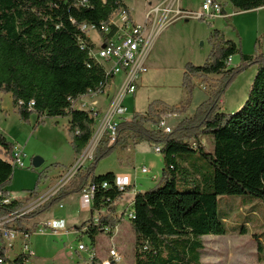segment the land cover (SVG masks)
Wrapping results in <instances>:
<instances>
[{
	"label": "trees",
	"instance_id": "obj_1",
	"mask_svg": "<svg viewBox=\"0 0 264 264\" xmlns=\"http://www.w3.org/2000/svg\"><path fill=\"white\" fill-rule=\"evenodd\" d=\"M230 2L241 11L264 6V0ZM124 6L123 0H87L84 4L79 0H0V91L12 94L25 123H30L32 114L38 115L37 124L44 123L45 118L70 116L68 132L77 155L89 145L96 120L91 111L75 108L73 101L97 91L106 81L104 66L89 55L95 44L81 25L94 24L105 36L101 25ZM210 41L212 55L202 65L187 66L185 85L189 86L193 75H222V79L216 81L211 97L193 115L183 117L172 131H163L159 128L162 113L183 114L186 107L157 100L149 104L146 113H134L121 121L113 142L105 131L90 165L81 167L56 194L22 216L16 228L30 230L24 223L71 194L80 193L92 180L97 185L92 211L99 213L98 221L92 217L83 226L95 241L106 226L114 228L121 221L124 214H118L117 203L129 187L119 188L114 172L95 174L96 163L117 146L148 141L162 146L165 167L162 184L138 192L134 198L135 217L131 223L136 235L135 264H200L204 248L201 237L227 233L218 214L220 196L252 195L264 201V52L244 54L220 30L212 33ZM237 53L242 62L237 66L227 64V58ZM254 65L257 73L244 105L235 112H224L220 102L229 84ZM204 133L213 135L214 145L209 151L200 139ZM14 149L15 144L0 131V189L12 183ZM189 151L199 152L211 163V178H206L198 167L178 162L179 155ZM177 172L185 184L198 181L196 188L178 190ZM103 182L108 186L104 187ZM27 192L31 199L37 187ZM23 204L17 200L0 202V217ZM241 232L246 233V228ZM26 257L18 255L13 264H23ZM99 262L95 256L85 264Z\"/></svg>",
	"mask_w": 264,
	"mask_h": 264
},
{
	"label": "rangeland",
	"instance_id": "obj_2",
	"mask_svg": "<svg viewBox=\"0 0 264 264\" xmlns=\"http://www.w3.org/2000/svg\"><path fill=\"white\" fill-rule=\"evenodd\" d=\"M147 1L150 0H129L133 16L137 20L144 19V11L147 9L145 3ZM152 1L159 2L161 0ZM220 1L226 7L228 14L226 17H216L209 20L175 18L172 24H169L158 35L146 59L147 71L143 72L137 80L136 95L135 97L134 95H127L123 101L124 106H129L136 113L143 114L147 112L150 103L160 100L169 106L186 107V112L182 115L172 112L162 113L161 118L166 119L168 122L174 119L172 118L173 114H179V118L178 116L176 118L179 120L185 116L193 115L197 108L211 97L213 90L216 88V81L222 79V75H213L206 79L201 75H193L189 86L185 85L187 66L189 64L202 65L212 55L213 45L210 41L212 33L216 30L225 33L226 26H232L233 29L235 28L238 38H254L256 43L259 37L258 33L261 32L260 37L264 39V10L262 12L257 10L252 12L254 14L250 13L249 16L247 14L240 15L239 19L253 17L249 22L242 23L243 30L240 29V32L233 24V17L229 13L233 9L230 0ZM178 3L180 8L188 11H200L202 9V0H178ZM237 32H239V35ZM89 35L97 43H100L101 37L102 39L105 38L97 30H89ZM235 42L241 48L242 41L237 40ZM232 57L235 61L241 60L239 53ZM242 73L229 84L221 97V99L224 98L223 103L221 104L222 100L220 102L224 112H235L244 105L248 97L249 87L245 92L244 90H237L238 86L234 89V84L239 78L242 79V82L248 81L251 84L255 78L252 74L247 77V74L242 76ZM15 108L9 114L0 111V128L5 132V136H11L15 140L14 143L25 146L27 156L24 157V162L27 167H16L14 169L9 189L12 192H18L24 191V188L28 191L37 187V194L29 201L32 202L39 199L55 182V189H57L67 181L66 177L64 179L66 181H56L57 176H62L77 163L81 164L82 162L81 167L85 168L92 161L91 156L85 162L83 161L84 151L80 155L76 154L65 124L66 119L58 121L54 119L55 117L45 118L44 123L37 124L38 119L36 120V116H34L32 123L22 125L21 121H24L19 116L18 108L16 106ZM105 115L106 113L103 112L101 116ZM169 125L172 129L176 126L174 123H169ZM97 129L98 125L94 127L93 137L96 135ZM200 139L206 151L213 148L214 139L212 134L204 133L200 136ZM9 141L12 142L11 139ZM128 146H117L108 156L101 158L96 163L94 173L98 175L110 171L117 164V151H126ZM152 146L155 147V145ZM162 154L145 158L140 157L136 161L137 171H139L140 176L142 174L145 176L143 180L145 184L151 183V181L153 183L154 176H159L158 183L153 184L147 191L162 184V169L165 167L164 159L161 158ZM36 156L44 159L39 168L33 166V158ZM178 162L180 164L187 162L189 165L198 167L206 178L212 176L213 167L211 163L199 152L182 153L178 157ZM144 166L149 168V172H142L141 169ZM177 175L178 190L185 191L187 188H196L198 181L197 184L192 182L185 184L181 180V174L177 172ZM47 193L50 197L53 195V190ZM47 193L46 195H48ZM46 195L44 199L48 198ZM41 200L38 205L43 203ZM62 202H64V208H59V205L55 204L42 215V218L48 219L67 215L71 204H69L67 198ZM132 210L133 206L125 203L122 204L121 211L118 212V214H124V216H121V221L117 222L118 226L115 231L119 230L120 233H124L125 239L117 248L113 245L115 242L112 239L113 234L107 232H100L96 235V240L93 241L85 230L83 233L78 232L80 235L76 233L57 235L50 234V232H47L48 230L41 232L40 228L36 227L32 230L31 246L35 252L32 258L38 259L39 264H68L67 262L73 263L72 261L75 262L77 258H80L81 263H90L88 252H76L79 242L83 241L89 249L94 248L99 257L107 256L103 261L100 259L99 264H110L111 251L114 250L121 257L120 262L117 264H135L136 235L128 215L129 211ZM94 214L98 215L99 213L95 211ZM218 214L224 221L227 233L223 235L210 234L203 237L206 247L202 256L203 263L264 264V201L252 195H222L218 200ZM90 218H92L90 211L75 213L71 223L82 228L81 225H84V222ZM243 227L246 228L244 234L241 232ZM70 252L74 255L68 256Z\"/></svg>",
	"mask_w": 264,
	"mask_h": 264
},
{
	"label": "built area",
	"instance_id": "obj_3",
	"mask_svg": "<svg viewBox=\"0 0 264 264\" xmlns=\"http://www.w3.org/2000/svg\"><path fill=\"white\" fill-rule=\"evenodd\" d=\"M79 1L83 4L87 3V0ZM123 1L125 2L127 0ZM161 10L168 14L175 13L181 18H196L201 20H209L227 15L226 12H224L223 4L217 0H202V9L200 11H187L182 10L181 8H173V6L171 7L170 0L169 5H166ZM158 11L159 7L152 9L148 12L147 17H149L152 13H157ZM81 28L85 32H88L89 30L100 31L94 24L89 23H83ZM101 30L104 32L105 36H107V39L104 41L106 46H95L94 48H90L89 55L104 66L106 71V81L97 91H90L88 93L102 92L110 81L111 76L124 72L126 77L121 87L120 94L114 99L108 112H106V115L102 119H99L100 115L98 111L86 109L84 108L85 106H76L75 102L79 99V97L73 101V106L78 109L91 111L95 117L96 123L100 122V124H98L99 128L97 135H100L101 138L103 133L108 131L110 133L111 141L113 142L117 138L118 124L125 119L132 118L134 115L126 116V111L122 104V98L124 95L133 94L137 90V80L143 72L147 71L146 59L157 32L155 29L152 33V37H147L144 32L145 27L135 24L131 20V11L127 7H123L114 12L110 21L101 25ZM84 46L85 45L82 44V48ZM227 64H232V56L227 58ZM20 103H22V101H20ZM30 105L33 106L34 101H31ZM159 128L166 132L172 131V127L167 124L166 119L161 120ZM154 150L156 152H162V146H155ZM25 156L26 154L24 151L20 147L15 146L14 159L11 161L14 169L16 167H25ZM81 165L82 162L81 164L77 163L68 171L66 176L73 171L74 173L66 181V183L62 184L57 189H55V186L51 189V191L53 190V195L56 194L62 186L69 183L70 179L73 178L76 172L81 168ZM143 171H147V168L144 167ZM66 176H64L61 180H64ZM103 186L107 187L108 182H103ZM125 186L127 185H118L121 189ZM6 189H0V202L9 203L17 200L24 202V204L19 209L0 217V264H13L15 258L20 254L27 255L23 264H31V258L34 255V250L31 247L33 231L27 225L28 222L24 223V225L30 228V230H20L16 227L19 219L25 214L33 211L42 198L41 202L44 203L46 199L48 200L52 195L49 197L48 194L46 195L48 196L46 199L42 196L39 199L29 202L32 198L29 199L30 195L27 191L12 192L8 189V192L5 194ZM96 190L97 185L94 184L92 180H89L88 183L83 186L80 193L88 195L93 200ZM128 215L130 219L134 218V210L129 211ZM94 220L98 221V216L94 218ZM45 226V228H48L53 234L62 235L64 233L68 234L69 232L68 227L63 223V219L54 218L46 222ZM115 230L116 226L114 228L106 226L103 229L104 232L109 234L113 233ZM81 251L89 253V260H92L96 256L94 248L89 249V247L84 243L78 244V250H76V252ZM70 254L72 256L74 255L72 252ZM111 260H113V263L120 262L121 257L116 250L111 251Z\"/></svg>",
	"mask_w": 264,
	"mask_h": 264
},
{
	"label": "crops",
	"instance_id": "obj_4",
	"mask_svg": "<svg viewBox=\"0 0 264 264\" xmlns=\"http://www.w3.org/2000/svg\"><path fill=\"white\" fill-rule=\"evenodd\" d=\"M217 1L222 3L220 0H217ZM124 3H125L124 7H127L131 11V20L135 24H139V25L145 27L144 32L147 35V37L151 38L152 37V33L156 29L157 34L155 35V37L153 39L151 47H152L153 43L155 42L156 38L158 37V35L169 24H172V22H173V20L175 18H181L180 16H177L175 13H169L168 14V13H165V12H163L161 10L166 5H169L170 0H161L159 2H155V1H152V0L147 1L145 3L146 6H147V9L144 11V19L143 20H137V18L135 16H133L132 9L130 8V5H129V0L125 1ZM172 6H173V8H180L178 0H171V7ZM158 7H159V11L157 13H152L149 17H147V14H148L149 11H151L154 8H158ZM223 7H224V12H226V14H227L226 7L224 5H223ZM182 10H185V9H182ZM257 10L262 12V10H264V6H261V7L257 8V9H253V10H249V11H241L238 8H236L235 6H233V9L229 13L233 17V24L236 25L237 29L241 32L240 29L243 30L242 23L246 22V21L249 22L251 18L253 19V17H249L248 19H239V16L240 15H246V14L249 16L250 13L254 14L252 12H255ZM237 13H241V14H237ZM226 16H224V17H226ZM252 16H254V15H252ZM217 18H221V17H217ZM98 32H100V31H98ZM237 33L239 35V32H237ZM260 33L261 32L258 33L259 34L258 41L255 43L254 38L253 39L252 38H250V39L243 38L242 39L241 37L238 38V36H237V34L235 32V28L233 29L232 26H226V28H225V36L227 37V39L232 40L234 42L237 41V40L242 41L241 42L242 43V46H241L242 51L244 52V54H247V55H250V56H254L258 52H264V39H262V37H260V35H261ZM87 35L91 39V41L95 44V46L100 47V46H102L104 44L105 38L102 39V37H101L100 43H97L89 35V31L87 32ZM255 38H257V37H255ZM241 62H242V59L241 60L239 59L238 61L237 60L235 61V59L232 57V65L237 66ZM256 73H257V66L254 65V66L249 67L245 71H243L242 76L247 74L246 75V77H247V76H250V74H252L255 77ZM197 76H199V75H197ZM211 76H213V75H210V77ZM125 77H126V74L124 72L116 74L114 76H111L110 77V81L105 86V88H104V90L102 92H92V93L85 94V95L79 97V99H77V101L75 102V105L78 106V107L85 106L84 108H86V109L98 111V113L100 115L99 119H102L104 117V116H101L102 113L103 112L104 113L108 112L112 102L120 94V90H121V87H122V85L124 83ZM240 79L241 78H239V80L235 83L237 85L234 84L235 87L234 86L233 87L235 89L238 86L237 90H239V91L244 90V92H245L248 87L250 88L251 82H248V81L247 82H245V81L242 82V79H241V81H240ZM136 91L133 94H130V95H134V97H135ZM127 95H129V94H126V95L123 96L122 104H123L124 98ZM223 99L224 98L221 99L222 100L221 104L224 101ZM124 108H125V111H126L125 112L126 116H131L134 113H136L129 106L128 107L124 106ZM15 109L16 108H15V105L13 103L12 94L10 92L6 93V92L0 91V111L1 112H5L6 114H9L11 111H13ZM34 116H36V120L38 119V115L37 114H32L30 123L33 122L32 118H35ZM172 116H173L172 118H174V119H172L171 121L169 120V122L166 120V122H167V124H169V123L173 124L174 123L176 125L180 121L179 119H176V118H177V116L179 118L180 115L179 114H173ZM54 119H56L58 121L60 119H66L65 124H66L67 129H68L70 116H67V117H55ZM21 124L22 125L23 124H27L28 125V123H25V122H22V121H21ZM98 124H100V122H97L95 124V126H97ZM29 125H31V124H29ZM98 128H99V125H98ZM0 131L2 132L3 130H1V128H0ZM2 133L4 135H6L4 131ZM97 133H98V129H97ZM97 133H96V135H97ZM9 135H11V134H9ZM6 137L9 140L11 139L12 143L15 142V140L12 139L11 136H6ZM94 137L92 138V140L94 139ZM14 144H15L16 147H20L24 151L26 156H27V153L25 151V146L24 145H21V144H18V143L17 144L14 143ZM154 148L155 147H153L148 141H142V142H139L137 144L130 143L128 148L126 149V151H117V157H116L117 158V164L113 168H111L110 171L115 173L116 183L118 185H129V187L127 188L128 190L124 193L123 198L117 203L118 212L121 211L122 204L127 203V204L133 206L134 198H135V196H136V194L138 192L147 191V189L149 187H152L153 184L158 183L159 176L155 175L154 178H153L154 179L153 183L151 181V183L145 184L143 182L145 176L143 174L140 176V173H139V171H137V167H136V161H138V159L140 157L141 158L142 157L145 158L147 156H159L160 154H162V152H156L154 150ZM83 151H84V154H83L82 158H83L84 162H85L86 159L89 158V156H91V158H92V155H86V148ZM161 156H162L161 158L163 159V154ZM72 163H74V162H72ZM25 167H27L26 164H25ZM144 167H146V166H144ZM144 167H142V169H141L142 172H144V173L149 172V168L148 167H146L147 171H143ZM67 173L68 172L64 173L62 176H57L58 179H56V181L61 180L64 176H66ZM162 173H163V169H162ZM55 184H56V182L52 185V187L50 189H47L44 192V194H46L48 191L50 192L51 189L55 186ZM8 189H9V187H8ZM23 190L26 191L25 188ZM47 194H49V193H47ZM42 196H44V195H42ZM67 200H69V204H71L69 206L70 208H68L69 209V211H68L69 213L67 215H63V216H60V217H50L48 219H45V218H42V215L45 213L44 212V213H42L41 215H39V216H37L35 218H31L27 225L32 230H34L36 227H39L40 229H42V230H40L41 232H44L45 230H48L47 232H50V234H53V233H51V231L48 228H45L46 227L45 223L48 222L49 220L54 219V218L63 219V223L69 229L68 234H70V233L71 234L72 233L75 234L76 233L77 235H80V233H78V232L81 231L83 233L84 230L86 231L87 226L81 225L82 228H80V227H78L76 225H72L71 220H72V218H73L75 213L77 214L79 212H89V211L91 212L92 217L96 218L97 215L94 214L95 211H92L93 200L88 195H85V194H82V193H73V194H71L70 196L67 197ZM58 205H59V208H64V206H65L64 202H61ZM117 226L118 225H116V227ZM111 234H113L112 235V239L115 241L114 242L115 247L116 248L119 247L120 244L125 239V234L124 233H120L119 230L118 231H114ZM59 235H61V234H59ZM207 236L208 235H204V236L201 237L202 240H203V243H204L203 237H207ZM79 243H83V241H81ZM205 249H206V247H205V243H204V248L201 251L200 264H204L203 261H202V256H203V254L205 252ZM70 253L68 254V256H72ZM77 253H79V252H77ZM34 254H35V252H34ZM96 256H97V258L99 260L101 259V261H103L107 257V256L106 257H99L97 254H96ZM72 262L73 263H71L69 261L67 263L68 264H70V263L71 264H85V263H81L80 262V258H77L75 262H74V260ZM31 264H39L38 259L31 258ZM110 264H117V263H113V260H110Z\"/></svg>",
	"mask_w": 264,
	"mask_h": 264
},
{
	"label": "bare ground",
	"instance_id": "obj_5",
	"mask_svg": "<svg viewBox=\"0 0 264 264\" xmlns=\"http://www.w3.org/2000/svg\"><path fill=\"white\" fill-rule=\"evenodd\" d=\"M99 138H100V135H96V136L94 137V139L89 143L88 149L86 150V155H92V153H93V151H94V149H95V147H96V144H97ZM73 173H74V171L66 176L67 180L72 176ZM64 181H66V180H64ZM65 183H66V182H65ZM63 184H64V183H63ZM61 185H62V184H61ZM43 195H44V194H43ZM45 195H46V194H45ZM45 195H44V197H45Z\"/></svg>",
	"mask_w": 264,
	"mask_h": 264
},
{
	"label": "water",
	"instance_id": "obj_6",
	"mask_svg": "<svg viewBox=\"0 0 264 264\" xmlns=\"http://www.w3.org/2000/svg\"><path fill=\"white\" fill-rule=\"evenodd\" d=\"M102 46L105 47L106 45L103 44ZM43 162H44V159L42 157H40V156H36V157L33 158V166L35 168H39L43 164Z\"/></svg>",
	"mask_w": 264,
	"mask_h": 264
}]
</instances>
